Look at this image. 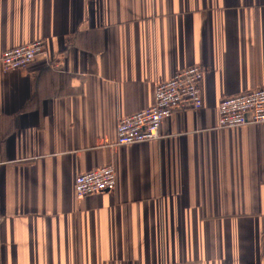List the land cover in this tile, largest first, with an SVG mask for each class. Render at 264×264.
Listing matches in <instances>:
<instances>
[{"label": "crops", "instance_id": "0c3cea01", "mask_svg": "<svg viewBox=\"0 0 264 264\" xmlns=\"http://www.w3.org/2000/svg\"><path fill=\"white\" fill-rule=\"evenodd\" d=\"M0 264H264V123L220 128L264 87V0H0ZM203 68V106L116 145L159 83ZM113 165V190L77 198Z\"/></svg>", "mask_w": 264, "mask_h": 264}, {"label": "built area", "instance_id": "2783aa9c", "mask_svg": "<svg viewBox=\"0 0 264 264\" xmlns=\"http://www.w3.org/2000/svg\"><path fill=\"white\" fill-rule=\"evenodd\" d=\"M45 43L35 40L3 52L0 57L4 71L23 69L44 54ZM203 68L193 65L178 71L171 79L159 83L153 106L120 119L116 145H131L160 138L162 123L177 111L199 110L203 106ZM219 127L237 128L264 123V87L247 93L224 97L218 106ZM117 184L115 167L111 164L80 173L75 178L77 198L113 190Z\"/></svg>", "mask_w": 264, "mask_h": 264}]
</instances>
